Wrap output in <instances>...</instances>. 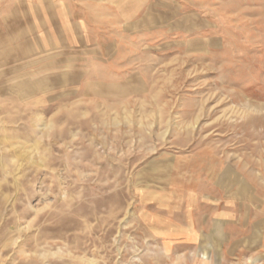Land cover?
<instances>
[{
  "label": "rangeland",
  "instance_id": "rangeland-1",
  "mask_svg": "<svg viewBox=\"0 0 264 264\" xmlns=\"http://www.w3.org/2000/svg\"><path fill=\"white\" fill-rule=\"evenodd\" d=\"M239 183L264 215V0H0V264H264L185 236Z\"/></svg>",
  "mask_w": 264,
  "mask_h": 264
},
{
  "label": "crops",
  "instance_id": "crops-1",
  "mask_svg": "<svg viewBox=\"0 0 264 264\" xmlns=\"http://www.w3.org/2000/svg\"><path fill=\"white\" fill-rule=\"evenodd\" d=\"M30 5V4H29ZM34 12H53L56 15L41 16L40 20L49 21L48 33L41 32V37L45 36H59L60 30L64 29L62 20L64 19V9L58 5H45L33 9ZM59 12L61 14H59ZM55 20H59L57 24H53ZM52 23V24H51ZM60 23V24H59ZM224 183L226 181L225 173L219 174L218 179ZM232 183V182H231ZM234 183V182H233ZM232 183V184H233ZM225 184V183H224ZM227 187L224 186V191ZM229 192L226 194L224 209L218 211L211 218L206 221L200 232L185 233L187 238L194 237L195 240L200 239L202 247L205 245L212 247L219 245L223 247L226 254L234 255L238 252H251L264 248V215L257 217L254 208V200L252 192L247 185L239 183L227 189ZM252 196V197H251ZM224 203V202H223ZM235 208L237 211L235 212ZM203 250V249H202Z\"/></svg>",
  "mask_w": 264,
  "mask_h": 264
}]
</instances>
